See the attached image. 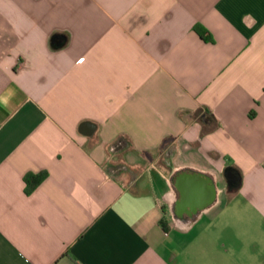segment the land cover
Returning <instances> with one entry per match:
<instances>
[{
	"label": "crops",
	"instance_id": "0c3cea01",
	"mask_svg": "<svg viewBox=\"0 0 264 264\" xmlns=\"http://www.w3.org/2000/svg\"><path fill=\"white\" fill-rule=\"evenodd\" d=\"M0 264H264V0H0Z\"/></svg>",
	"mask_w": 264,
	"mask_h": 264
},
{
	"label": "water",
	"instance_id": "95a60500",
	"mask_svg": "<svg viewBox=\"0 0 264 264\" xmlns=\"http://www.w3.org/2000/svg\"><path fill=\"white\" fill-rule=\"evenodd\" d=\"M116 147H118V148H116ZM116 147L114 149H119V146H116ZM233 176L234 175L231 173L230 176H228V177L230 178ZM177 186L180 189L181 194H182V199H181L182 209L184 208V206L192 204V203H193V206L197 204L198 207L201 208L202 207L201 204H203L204 202H207L206 201L207 199H205L204 196L209 195L210 198L212 197L211 190L208 188L206 190H204L203 194L199 193V189L201 188V186L197 182L196 176H194V175L187 176V180L184 182L178 183ZM213 188H214V186H213ZM209 199H208V201H209Z\"/></svg>",
	"mask_w": 264,
	"mask_h": 264
},
{
	"label": "trees",
	"instance_id": "16d2710c",
	"mask_svg": "<svg viewBox=\"0 0 264 264\" xmlns=\"http://www.w3.org/2000/svg\"><path fill=\"white\" fill-rule=\"evenodd\" d=\"M193 31L198 35L203 41H211L209 33L199 24L193 26ZM46 172H38L36 174L28 173L23 177L24 181V193L26 195L30 194L46 177Z\"/></svg>",
	"mask_w": 264,
	"mask_h": 264
},
{
	"label": "flooded vegetation",
	"instance_id": "af4514ba",
	"mask_svg": "<svg viewBox=\"0 0 264 264\" xmlns=\"http://www.w3.org/2000/svg\"><path fill=\"white\" fill-rule=\"evenodd\" d=\"M225 175H226V177H228V175H229V172H228V171H226ZM228 181H229L230 183H232V182H234L235 180H231V179H229V178H228Z\"/></svg>",
	"mask_w": 264,
	"mask_h": 264
}]
</instances>
